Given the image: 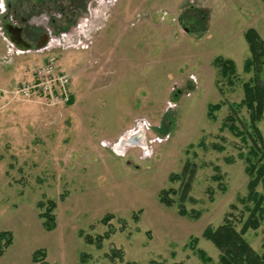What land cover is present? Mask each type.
I'll list each match as a JSON object with an SVG mask.
<instances>
[{
    "label": "rangeland",
    "instance_id": "obj_1",
    "mask_svg": "<svg viewBox=\"0 0 264 264\" xmlns=\"http://www.w3.org/2000/svg\"><path fill=\"white\" fill-rule=\"evenodd\" d=\"M21 1L2 8L40 33L50 25L28 51L0 36V233L11 235L0 264H219L202 234L245 216L250 142L220 129L252 76L244 34L264 40V0ZM49 57L70 77L71 105L4 96ZM217 58L234 62L231 83ZM138 120L149 130L121 148ZM257 127L264 136V118ZM186 161L197 166L188 200L168 193L165 206ZM244 238L264 253V221Z\"/></svg>",
    "mask_w": 264,
    "mask_h": 264
},
{
    "label": "trees",
    "instance_id": "obj_2",
    "mask_svg": "<svg viewBox=\"0 0 264 264\" xmlns=\"http://www.w3.org/2000/svg\"><path fill=\"white\" fill-rule=\"evenodd\" d=\"M244 39L248 45L250 56L246 59L243 70L252 76L242 84V100L239 103L230 104V113L222 123L220 130L227 129L244 143L249 144L250 142L248 154L246 157L244 156L249 182L246 197L239 200L243 204L245 214L238 220L240 228H237L236 217L230 213L224 218L222 225L215 229L209 227L202 234L203 238L211 242L218 250L219 264H264V253L255 252L244 238L247 232L258 230L264 221V136L257 127L264 118V80L262 79L264 40L253 29L246 31ZM214 65L218 69L220 77L231 83L229 79L235 75L234 62L217 58ZM72 103L73 99L71 98L69 105ZM221 107V104L209 106L208 117L214 120V112L220 110ZM243 109L247 114L246 119L239 115ZM217 149L222 151L221 148ZM196 171V164L186 161L181 173L176 176L180 181V188L176 191L161 192L159 202L165 206H170L168 193H172L177 197L179 205L182 206L188 200ZM259 185L262 187L261 192L257 191ZM38 207L41 208L42 205L39 203ZM54 207V203L50 202L46 212L39 214V218L43 220V225L47 231L54 229V218L50 214V210ZM108 218L106 217L102 222ZM3 241L4 245L0 246V256L10 246L11 235L7 232L0 233V242ZM197 253L204 262L211 263V259L207 258L203 251L198 250Z\"/></svg>",
    "mask_w": 264,
    "mask_h": 264
},
{
    "label": "built area",
    "instance_id": "obj_3",
    "mask_svg": "<svg viewBox=\"0 0 264 264\" xmlns=\"http://www.w3.org/2000/svg\"><path fill=\"white\" fill-rule=\"evenodd\" d=\"M7 96L22 100H43L53 106L69 104L72 95L70 89V77L60 71L56 59L47 58L44 62L36 65L31 71V78L18 84L11 90H1ZM133 127V126H132ZM149 130V124L135 121L125 136L145 134ZM127 149V148H124ZM123 149V150H124Z\"/></svg>",
    "mask_w": 264,
    "mask_h": 264
},
{
    "label": "flooded vegetation",
    "instance_id": "obj_4",
    "mask_svg": "<svg viewBox=\"0 0 264 264\" xmlns=\"http://www.w3.org/2000/svg\"><path fill=\"white\" fill-rule=\"evenodd\" d=\"M21 3H23L21 0H18ZM30 2V0H27ZM40 1L39 3L42 2V0H37V2ZM57 1V0H54ZM32 9V8H30ZM47 13L45 16H42V19H47L46 22L48 21L49 17V13H50V7L47 4V9H46ZM13 11V10H12ZM13 14H11L12 16L5 18L6 22H5V33L8 34V37L10 39V41H12L17 47H24V48H31L32 44H40L42 42H44L48 35H47V30H48V26L50 25V22H48V25H45V28L43 33H40L37 31V29L35 27H32V25H30L29 19H25L23 18L22 15H17V12H12ZM14 28L17 29H21L19 31V34H17V30H15ZM47 29V30H46ZM37 31V32H36Z\"/></svg>",
    "mask_w": 264,
    "mask_h": 264
},
{
    "label": "crops",
    "instance_id": "obj_5",
    "mask_svg": "<svg viewBox=\"0 0 264 264\" xmlns=\"http://www.w3.org/2000/svg\"><path fill=\"white\" fill-rule=\"evenodd\" d=\"M2 5H4V0H0V36L2 37V39L4 40V42L6 43V46H7V49H8V44L9 43H13L12 41H10V39H9V37H8V34L6 33L5 35H4V33H5V18H7V17H9L10 18V12L9 11H7V10H5V9H3L2 8ZM8 10H10V9H8ZM4 35V36H3ZM9 42V43H8ZM14 44V43H13ZM15 45V44H14ZM25 50V49H24ZM23 52H25V51H23ZM17 55H19V54H17ZM13 79H16L15 78V76H14V78ZM17 80V79H16ZM6 80H3L2 78L0 79V85L2 84V83H4ZM12 79H10V81H8L7 83L8 84H11V85H13L12 84ZM14 82V81H13ZM19 83H17V85H18ZM15 87V86H14ZM139 137H140V135L139 134H137V135H135V139H133V141H132V143H130L129 144V146L130 147H134L135 145H134V143H135V141L136 140H138L139 139ZM117 152L116 153H118L119 154V152H120V150H116Z\"/></svg>",
    "mask_w": 264,
    "mask_h": 264
},
{
    "label": "water",
    "instance_id": "obj_6",
    "mask_svg": "<svg viewBox=\"0 0 264 264\" xmlns=\"http://www.w3.org/2000/svg\"><path fill=\"white\" fill-rule=\"evenodd\" d=\"M14 29L17 30V31H18L17 34H19V31H20L21 29H17V28H14ZM42 43H43V42H42ZM42 43H40V44H38V45H41ZM138 134L140 135V137H139V139L136 140L135 143H134V145H136V146H138V145L140 144V141L142 140V134H141V133H138ZM129 139H132V141H133V139H135V135L127 136V139H120L119 143H120L122 140H129ZM119 143H118V144H119ZM127 147H129V145H128Z\"/></svg>",
    "mask_w": 264,
    "mask_h": 264
},
{
    "label": "bare ground",
    "instance_id": "obj_7",
    "mask_svg": "<svg viewBox=\"0 0 264 264\" xmlns=\"http://www.w3.org/2000/svg\"><path fill=\"white\" fill-rule=\"evenodd\" d=\"M130 143H132V139H129V140H122L121 141V148L125 147V146H128Z\"/></svg>",
    "mask_w": 264,
    "mask_h": 264
}]
</instances>
